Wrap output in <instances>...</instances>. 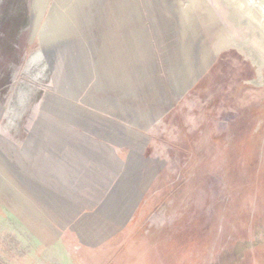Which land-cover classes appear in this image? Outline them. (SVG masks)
<instances>
[{
	"label": "water",
	"instance_id": "95a60500",
	"mask_svg": "<svg viewBox=\"0 0 264 264\" xmlns=\"http://www.w3.org/2000/svg\"><path fill=\"white\" fill-rule=\"evenodd\" d=\"M179 62L123 70L102 0H0V201L66 264H264V89L203 74L264 0H163Z\"/></svg>",
	"mask_w": 264,
	"mask_h": 264
},
{
	"label": "rangeland",
	"instance_id": "374dc122",
	"mask_svg": "<svg viewBox=\"0 0 264 264\" xmlns=\"http://www.w3.org/2000/svg\"><path fill=\"white\" fill-rule=\"evenodd\" d=\"M187 6L191 0H180ZM101 33L109 54L125 70H158L179 62L175 22L163 0H102ZM203 74L247 76L264 89V66L256 50L232 40L202 47ZM0 264H66L48 236L0 201Z\"/></svg>",
	"mask_w": 264,
	"mask_h": 264
}]
</instances>
